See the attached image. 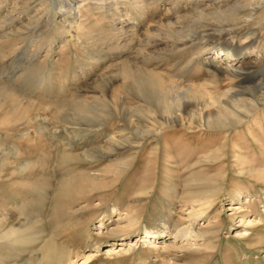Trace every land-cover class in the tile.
Instances as JSON below:
<instances>
[{"label": "rangeland", "instance_id": "rangeland-1", "mask_svg": "<svg viewBox=\"0 0 264 264\" xmlns=\"http://www.w3.org/2000/svg\"><path fill=\"white\" fill-rule=\"evenodd\" d=\"M224 1L0 0V264H264V0L197 39ZM242 68L261 104L239 124L132 136L157 106L127 73L215 95Z\"/></svg>", "mask_w": 264, "mask_h": 264}, {"label": "bare ground", "instance_id": "bare-ground-1", "mask_svg": "<svg viewBox=\"0 0 264 264\" xmlns=\"http://www.w3.org/2000/svg\"><path fill=\"white\" fill-rule=\"evenodd\" d=\"M233 1L234 2L229 3V0H225L224 3H226L227 7L224 8H222L223 6L221 4H215L210 7H201L197 10V19H199L198 21H200L201 24L199 29L197 28L193 31V34L195 33V36L198 37L197 39L206 40L208 38H220V35H222L223 32H227L226 30H219L218 35L211 33L209 29L213 30L214 25L208 23L209 21L206 22L208 15L211 16L212 14V16L214 17L219 16L224 20L225 15L228 13L229 18L226 22L230 23L233 26V30L229 31V33L231 34L233 32L235 33L239 31L242 26H247L248 18H251L255 14L259 13V6L261 2L255 1L244 5L240 1ZM218 22L220 24L222 20H219ZM237 23L245 24L238 27L237 29H240L235 31L234 27H236ZM214 30L218 31V29ZM193 40L195 39H182L180 41L185 44L189 41L192 42ZM259 61L261 64H264V54ZM249 73V71L243 68L239 71L226 70V77L238 78L241 76V80L231 89L215 95L210 94L211 92L208 91L205 92L201 88L197 87H193V90H190L192 89L190 86L181 88L179 86L180 83H176L171 86L166 85L163 84L162 81H160L159 77H155L148 73L140 75L133 74V72H130L131 75L127 73L128 76H131L130 80L127 83L129 84L128 88L144 101L153 100L156 104L154 106H157L155 110H149V107L148 111L143 113L141 112L142 114L140 115H142L143 117L146 116L148 119H145L147 120L146 124H141L139 123V121H137L136 123H132L131 116L133 115L132 113L136 111L135 109H130L131 114L129 113L130 116L127 121L129 125L128 128L132 130V136L139 140L145 139L147 134H154L156 132L161 133L162 131L166 132L169 130H179L177 127L172 129L167 128V124H170V122L176 119H179L180 122L185 120L188 126H203L205 128L227 127L229 125L239 124L247 117L250 112H252L255 108H257L259 104H261L256 98V95L253 91L254 88L252 87V89L251 87H249V85H247L245 75ZM260 84L263 85L264 80L261 81ZM190 102H198V104H203V106L205 107L192 110L190 113H186V115H184L185 112L188 111L187 106L188 104H190ZM207 106H213V108H209ZM158 112L159 115L157 116ZM133 130L135 132H133ZM223 146L224 145L222 144L221 147H218L219 150H221ZM198 215L199 212L198 214H196L195 212V214L189 215L188 217L195 218ZM123 219L125 220V223L123 225H120V228L122 230L128 229L129 226L134 225L138 222L137 217L129 213H126L123 216ZM145 232L146 234L149 233L148 231ZM193 232L194 231L192 229H189V227L185 226L179 228L175 232L174 237L175 239L183 238L182 240H186L187 235H192ZM145 236L146 235L140 237L143 238ZM149 242L151 243L150 240ZM52 249L53 251L55 250L54 252L56 253V249ZM53 251H51V249L49 250V248L46 249L45 253H43L41 264L60 263V256L57 253L55 254Z\"/></svg>", "mask_w": 264, "mask_h": 264}]
</instances>
